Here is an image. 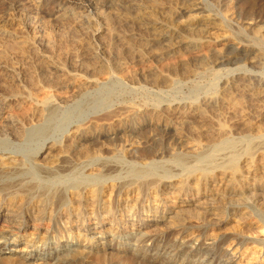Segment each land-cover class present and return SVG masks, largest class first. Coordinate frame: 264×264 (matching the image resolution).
Instances as JSON below:
<instances>
[{
	"label": "bare ground",
	"instance_id": "obj_1",
	"mask_svg": "<svg viewBox=\"0 0 264 264\" xmlns=\"http://www.w3.org/2000/svg\"><path fill=\"white\" fill-rule=\"evenodd\" d=\"M33 1L43 8L50 4ZM138 1L125 0L123 13L115 6L116 10L104 16L94 9L95 2L78 0L79 7L93 8L97 25L92 15L80 18L61 4L46 8L56 23L65 19L76 22L79 16L75 25L82 39L100 42L101 34L108 35L109 44L100 42L104 59L95 45V50L88 47V40L79 46L74 41L77 48L74 43L73 50L69 47L71 63L66 67L52 53L56 47L51 48L48 34V39L32 36L26 48L30 54L24 51L31 57L26 54L28 57L18 62L19 55L11 54L16 63L7 58L9 63H2L1 59L0 264L20 263L21 258L22 264H129L135 256L140 258L137 264H191V257L210 246L209 257L201 263L215 264L213 255L221 239L210 238L214 245L204 243L210 232L232 230L238 240L262 235L264 110L253 111V107L239 116L229 96L264 103V50L259 48L264 46L263 2L240 1L242 13L248 15L244 30L253 33L257 45L232 47L242 53L245 64L222 75L215 71L221 58L219 47L223 49L231 37L217 16L204 12L197 0H176L182 20L179 16L174 21L171 8L150 11L154 7L148 6L149 0V10L137 5ZM211 1L228 15L235 0ZM7 6L19 8L14 0ZM167 9L172 16L165 14ZM108 19L119 22V27L115 26L122 31ZM10 27L0 23V37L14 42L20 32ZM130 39L138 45L131 47ZM9 44H4L6 52L17 48L11 49ZM110 44L120 45L122 51H129L126 53L135 49L136 61L173 59L177 68L184 69L192 63L191 76L209 74L217 81L212 92L193 100L191 96L178 99L170 93L184 79L157 74L154 69L123 78L122 64L110 59ZM20 45L23 51L26 45ZM83 48L91 64L83 62L79 54ZM31 60L33 65L28 64ZM233 64L236 62L228 63ZM2 76L10 81L4 82ZM26 79L30 81L25 83ZM136 85L152 95L150 103L136 107L123 101L124 90ZM206 121L209 129L204 128ZM197 124L201 125L196 129ZM143 132L149 137L161 133L159 145L153 143L152 153L139 151L128 159L138 145L135 139ZM44 222L49 224L45 229ZM236 224L237 230L233 228ZM41 233L44 239L40 245ZM136 234L140 236L134 247L146 250H137L130 260L129 243L119 239ZM28 235L34 238L28 240ZM224 264L237 263L229 259Z\"/></svg>",
	"mask_w": 264,
	"mask_h": 264
},
{
	"label": "rangeland",
	"instance_id": "obj_2",
	"mask_svg": "<svg viewBox=\"0 0 264 264\" xmlns=\"http://www.w3.org/2000/svg\"><path fill=\"white\" fill-rule=\"evenodd\" d=\"M13 2V0H0V23L1 24H3L4 23V25L6 26V28H9L10 26V29H13V31H17V33H19V36H20V38L19 39H17V40H14V42L16 43V45H15V43L14 42H12L13 40L12 39H9V38H6L5 39V37L2 39L1 37H0V54L2 53V55H0V63H1V59H2V63H4L5 61H3V60H6V62L5 63H16V61H18V62H20L22 59L21 58H26V57H28V56H30L31 57V55H29L30 53H29V51L26 49L27 48V46L31 43V41H30V39L32 40L33 38H36L35 36H37V38H39L40 37V39H41V37L43 38V39H48V37L51 35V38L52 39H49L50 41H51V48L54 50L55 48L54 47H56V49H57V51H58V49L60 50L59 52L61 53H59V52H56V49L54 50V51H52L51 50V48H50V50L52 51V53H56V56L59 58V60L61 61V62H63V64L64 65H66V67L68 66L69 67V65L67 64V63H71V62H69V56H68V52H70L71 50H70V48L72 47L73 48V43H74V41H75V43L76 44H78V46L82 43V44H85V42H87V40H88V47L90 48V49H93V50H95V48H97L95 51H97L98 52V55L99 56H102V55H100V51L102 50V47H101V45H100V42L102 43V44H109L110 43V41L108 42V40H109V36L108 35H105V34H101V37H100V42H97L96 40H94V39H92V38H90V37H88L87 39H86V37L84 36V38H85V40H84V38L82 39V33L78 30H76V25H75V23L76 22H78V20L81 18V17H83V16H87L86 14H88V16L90 17V18H92L93 19V24L95 25H97L98 24V22H97V20L94 18V16H93V13L92 12H94V10H93V8L92 9H90V8H86V7H83V6H80L79 7V3H81V2H78V0H77V2L78 3H76V0H41L42 2H49L50 4H48V6L47 7H52L53 6V4H56V5H60L61 4V7L63 8H67V9H71L70 11L72 12V13H74L75 15H79L80 14V18H79V16H78V20H76V22H73V20H68V19H65L64 20V22L63 21H61L60 23L59 22H55L54 20L53 21H51L52 20V17H50L49 15H48V10H47V12H46V8L47 7H44L43 8V6L42 7H40V6H38L33 0H14V2H17L18 4H19V8H17V9H11V8H9L8 6H7V3L8 2ZM93 3L95 2V4H94V9H98L97 11H99V12H102L101 14H103L104 16H106V14H108L107 16H109L110 14H109V11L110 12H112V10L111 9H113L114 10V8H115V10H116V8H117V12H119V10H120V12L119 13H123L122 12V8L126 5V3L124 4V2H125V0L124 1H122V0H91ZM110 1H113V2H110ZM138 1V0H137ZM142 1H144V0H139L137 3V5H139V6H143L142 8H145V9H147V10H149V7H147V4L148 3H150V4H148V6H150L151 5V7H154V8H150V11H154V10H156V11H160V9H163V8H171L172 10V13H173V11L175 12V13H173V14H171V11L169 10V13H167L168 12V9L166 10V15L168 16H175V17H173V19H174V21H178V19L177 18H179V16H180V18H181V15H180V12H178V10H177V5H178V2L176 1V0H166L167 2H168V6L166 5V3H164L165 2V0H145L144 2H142ZM147 1H148V3H147ZM173 1V2H172ZM174 1H175V3H176V5L174 4ZM198 1V3L200 4V6H201V9L204 11V12H207V13H210V14H213L214 16H217L222 22H223V24L225 25V26H227V28H228V34L230 35V37H231V41L229 42V44H227L226 46H224L223 47V49H222V47H219V50L221 51V53H220V60H218V64H217V66H216V68H215V71H218L219 73H221L222 75H224V74H227V73H229V71L231 70V69H235V68H237V67H239V66H242V65H244L245 63V61L243 62V56H242V53H240L239 51L236 53V52H234V48H239V45H237V44H240V45H242V46H244L245 48H248V46H256L257 45V42L255 41V38H254V35H252L253 33L252 32H250V31H246L245 32V30H244V28H245V25H246V22H247V19H248V15H246V14H243L242 13V11H241V6H242V2H240L241 0H235L234 2H233V5L231 6V10H230V13L228 14V15H224V14H222V12L219 10V8H217V5L216 4H213L214 2H212L211 0H197ZM259 1H261V2H263V4H264V0H259ZM34 2V3H33ZM102 2V3H101ZM106 2L109 4H106ZM116 2V4L114 5V6H111V3H112V5L114 4ZM118 2V3H117ZM119 2H120V4H119ZM143 3H144V5H143ZM145 3H146V7H145ZM161 3V4H160ZM153 4H154V6H153ZM62 5H64V6H62ZM69 5V6H68ZM75 5H77V6H75ZM119 5V6H118ZM158 5V7H156ZM215 5V6H214ZM109 6H111L110 8H109ZM115 6H117V7H115ZM121 6V7H120ZM174 6V7H173ZM68 7H70V8H68ZM42 8V9H41ZM155 8H157V9H155ZM159 8V9H158ZM84 9V10H83ZM12 10V11H11ZM177 10V11H176ZM88 12V13H85V12ZM85 13V14H84ZM171 14V15H170ZM91 15H92V17H91ZM178 15V16H177ZM75 17H77V16H74L73 18H75ZM179 18V21L180 20H182V18L180 19ZM76 19V18H75ZM75 19H74V21H75ZM223 19V20H222ZM251 19V18H250ZM68 20V21H67ZM108 20H110V19H108ZM112 20H115V19H111L110 21H111V24L112 23H114V24H112V26L113 27H115V28H118L119 27V25H118V23L119 22H117V21H112ZM32 21V22H31ZM110 21H108V23H109V25H111L110 24ZM54 22H55V24H54ZM71 22H73V23H71ZM117 22V23H116ZM42 23V24H41ZM44 23V24H43ZM62 23H64V24H62ZM67 23V24H66ZM58 24H60V26L58 25ZM73 24H74V27H73ZM77 24V23H76ZM117 24V26H115ZM48 25V26H47ZM20 26V27H19ZM26 26V27H25ZM29 28H28V27ZM45 28H44V27ZM62 26V27H61ZM73 27V28H72ZM17 28V29H16ZM32 28V29H31ZM27 29V30H26ZM30 29V30H29ZM70 29H71V32L73 33H70ZM118 29H121L120 31H122V28H118ZM18 30H19V32H18ZM29 30V31H28ZM65 30V31H64ZM74 30H76V32L74 31ZM28 31V32H27ZM123 31H125L124 29H123ZM53 32V33H52ZM78 32V33H77ZM250 32V33H249ZM21 33H24V34H21ZM65 33V34H64ZM75 33V34H74ZM81 35H80V34ZM21 34V35H20ZM46 34H48V37H46ZM251 34V35H250ZM24 35V36H23ZM58 35V36H57ZM61 35H62V37H61ZM74 35V36H73ZM76 35V36H75ZM105 35V36H104ZM234 37H233V36ZM32 36H33V38H32ZM56 36V37H55ZM81 36V37H80ZM62 38V41H61V38ZM77 37H80L79 38V41H78V38ZM236 37V38H235ZM28 38V39H27ZM50 38V37H49ZM60 38V39H59ZM77 38V39H76ZM102 38V39H101ZM135 38H137V37H135ZM247 38V39H246ZM7 39H9V40H12V41H9V40H7ZM22 39V40H21ZM25 41H24V40ZM54 39V40H53ZM58 39V40H57ZM64 39V40H63ZM91 39V40H90ZM236 39V40H235ZM66 40V41H65ZM73 40V41H72ZM77 40V41H76ZM81 40V41H80ZM83 40V41H82ZM106 40H107V42H106ZM137 42H138V44H139V38H137V39H135ZM134 39L132 40V39H130V42H132L133 41V44L132 43H130V45H131V47L133 46V48L134 47H136L135 45H138L137 43H136V41H135ZM240 40V41H239ZM11 42V44H9V42ZM20 43H19V42ZM21 41H23L24 43H25V47L24 46H22L23 44L21 43ZM239 41V42H238ZM242 41V42H241ZM5 42V43H4ZM53 42V43H52ZM63 42V43H62ZM98 44H97V43ZM105 42V43H104ZM12 43H14V44H12ZM19 43V44H18ZM28 43V44H27ZM74 43V44H75ZM136 43V44H135ZM2 44V45H1ZM4 44L5 45H7V44H9V45H12L10 48L11 49H13V48H15V47H17L18 48V50H17V48H15V49H13L14 51L15 50H17V53L15 52H13V50H9V47H8V50L9 51H7L6 52V47L4 46ZM21 44V45H20ZM54 46H53V45ZM75 44V45H76ZM13 45H15V46H13ZM18 45H20V46H22V50L23 51H21V48L20 47H18ZM56 45V46H55ZM95 45V48L93 47ZM113 45H117L118 46V51H117V49H116V47L115 46H113ZM112 46H111V44L109 45V50H108V53L109 52H111L109 55H110V59H111V61L113 62V63H115L116 64V62L118 61L119 62V60H120V62L118 63L117 62V64L119 65V64H122V65H120L121 66V68H122V66H123V68L121 69L122 70V72H120V76H124L123 78H127V77H129V76H131V74L133 73V74H139L140 72H142V73H144V72H146V71H148L147 69H154L155 71H156V73L157 74H164V75H166V76H168V77H170V78H174V76L176 77V79H179V77H180V79L181 80H183L184 79V82L182 83V84H180V85H178L173 91H172V93H170V96H173V97H177L178 99H183L184 97L185 98H188V97H190L191 96V99L193 100V99H196V98H198V97H200L203 93H209V92H212L213 91V85H215V82L217 81L216 79H214V77H212V76H209V74H205V75H193V76H191V72L192 71H194V69H195V66L194 65H192V63L190 64H187V65H185L186 66V68L184 69V68H177V67H179L178 66V64L175 62V60H174V63H173V59H166V58H163V59H160V60H157V61H151V60H144V61H136V56H137V52H136V50L134 49V50H131L130 52L132 53H126V52H129V51H127V50H123L122 51V47L120 46V45H118V44H113ZM236 45H237V47H236ZM4 46V48H2ZM53 46V47H52ZM59 48H58V47ZM91 46H92V48H91ZM120 46V47H119ZM13 47V48H12ZM70 47V48H69ZM100 47H101V49H100ZM232 47H234V48H232ZM258 47V46H257ZM6 48V49H5ZM71 48V49H72ZM75 48H77V45L76 46H74V49ZM120 48V49H119ZM132 48V49H133ZM259 48H261V49H263L264 50V46L263 47H259ZM111 49H112V51H111ZM115 49V50H114ZM5 50V51H4ZM39 50H40V48H39ZM39 50H37V53H40V51ZM73 50V49H72ZM83 50V51H82ZM11 51V52H10ZM28 52V53H25V52ZM80 51H81V53H80ZM114 51H117V52H119L118 54L116 53V52H114ZM133 51V52H132ZM9 52H10V54H9ZM13 52V53H12ZM23 54H22V53ZM83 52H84V55H83ZM88 52V51H85L84 50V48L83 49H79V54H81L82 55V58H83V62H85V63H88V64H91L92 63V61H90L89 59H88V57L86 56L87 54L86 53ZM57 53H59V56H58V54ZM114 53V54H113ZM236 53V54H235ZM11 54H14V56L16 57L17 55H19V56H17V57H19V59H17V58H13L12 56L13 55H11ZM20 54H22V57H20ZM26 54L28 55V56H26ZM117 54V55H116ZM134 54V55H133ZM136 54V55H135ZM140 54L141 55H143V54H145V52H143V50L140 52ZM23 55H24V57H23ZM63 55V57L61 58V56ZM114 57H113V56ZM119 55V56H118ZM7 56V57H6ZM26 56V57H25ZM65 56V57H64ZM116 56V57H115ZM144 56V55H143ZM118 57V58H117ZM5 58H7L8 60H9V62H7V59H5ZM14 60H13V59ZM84 58H87V60L86 59H84ZM102 58H103V56H102ZM113 58V59H112ZM116 58V59H115ZM120 58V59H119ZM242 58V59H241ZM17 59V60H16ZM62 59V60H61ZM104 59V58H103ZM118 59V60H117ZM16 60V61H15ZM33 60V59H32ZM32 60H31V62H29L28 61V64L29 63H31L32 64ZM14 61V62H13ZM34 61V60H33ZM71 61V60H70ZM88 61V62H87ZM145 61H147V62H145ZM230 61H235L236 62V64H233L232 66L231 65H228V63L230 62ZM89 62H91V63H89ZM239 62V63H238ZM241 62V63H240ZM37 63V62H36ZM84 63V64H85ZM88 64H86V65H88ZM171 64L173 65L172 67H173V69L172 68H167L168 66H171ZM33 65V64H32ZM235 65V66H234ZM189 68H188V67ZM31 67V66H30ZM193 67V68H192ZM165 68H167V70H169V72L168 73H166V71H165V73H163L164 71L162 70V69H165ZM174 68H175V70H174ZM170 69H172V70H170ZM180 71H179V70ZM182 69V70H181ZM189 70V74L188 73H185V72H187V71H185V70ZM142 70V71H141ZM145 70V71H144ZM160 70V71H159ZM177 70H178V72H177ZM184 70V71H183ZM0 71H3L2 69H0ZM172 71V72H171ZM191 71V72H190ZM173 72H174V75L171 77V75L173 74ZM180 72V73H179ZM181 72H184L185 74H188L187 75V77L186 76H184L185 74L184 73H181ZM121 73H122V75H121ZM169 73H171V75L169 76ZM179 73V74H178ZM263 73H264V71H263ZM4 74V73H3ZM129 74V75H128ZM132 74V75H133ZM180 74H182L181 76H182V78H181V76H180ZM184 74V75H183ZM184 76V77H183ZM191 76V77H190ZM190 77V78H189ZM188 78V79H187ZM192 78V79H191ZM8 78L7 77H5V76H2V80L4 81V82H8V81H10V80H7ZM186 79V80H185ZM6 80V81H5ZM30 80H28V79H26V82L25 83H27V82H29ZM141 86H142V84H140ZM139 85H136L135 87H130V88H127L126 90H124V92L126 93V95H124V96H126V97H124L123 96V101H125V102H127L128 104L129 103H131V104H133L134 106H136V107H138V106H140V105H143V104H146L147 102L148 103H150V99L152 98V95L151 94H149L148 93V91H146V90H144V89H142V88H139L138 87ZM201 90V91H200ZM211 90V91H210ZM54 93L56 94L57 92L56 91H54ZM56 95H58V96H60V94L59 93H57ZM62 96L61 97H64V96H66V94L64 95V94H61ZM196 95V96H195ZM148 97V98H147ZM229 97H231V101L233 102V108H235L234 110L236 111V113L240 116L242 113L244 114H247V113H249V111H251V110H253V107H254V110L253 111H256L257 109L259 110L260 108H262L263 110H264V103H261V104H255L254 102H248L247 100H242L241 98L239 99L238 97H236V96H229ZM228 97V98H229ZM237 98V99H236ZM146 99V100H145ZM241 101H239V100ZM132 100V101H131ZM235 100V101H234ZM143 103V104H142ZM234 103H236V104H234ZM248 103V104H247ZM137 104V105H136ZM237 107H238V110H237ZM251 107V108H250ZM256 107V108H255ZM27 109V108H26ZM26 109L25 110H23V111H26ZM240 109H241V111H240ZM262 109H260L259 111H263ZM28 111V110H27ZM26 111V112H27ZM223 112V109H219V112ZM238 111V112H237ZM241 113H240V112ZM25 112V113H26ZM25 113H21V114H25ZM235 113V116L237 117V118H239V116H237V114ZM209 114V113H208ZM129 119H131V118H129ZM132 120H133V116H132ZM97 123V122H96ZM97 124H99V123H97ZM207 124H208V126H207ZM201 125V124H197L196 125V129H197V127L199 128V126ZM204 128H208L209 129V127H210V125H209V123H207V121L206 122H204ZM130 127V126H129ZM143 133H145V132H143ZM147 134V132L145 133V134H141L142 136L140 137L139 135L137 136V138L135 139L136 141H137V144L138 145H136L135 146V149H133V153L134 154H129V155H127V158L128 159H130L133 155H136V152H137V154L139 153V151H140V153L139 154H143L145 151V153H152L153 152V148H154V144L153 143H156L155 145H159V137L161 136V133H156V134H158L157 136H156V134H154V136H155V138H154V136H152L153 138H154V142H153V138L152 137H149V135H146ZM210 135V134H209ZM148 136V137H147ZM149 138H151L150 140H149ZM142 139V140H141ZM148 141H149V144H148ZM139 142V143H138ZM140 144V145H139ZM153 145V146H152ZM139 147V148H138ZM163 147V150L165 151V149L166 150H168V147L166 146H162ZM137 148V149H136ZM144 149V150H143ZM147 149V150H146ZM138 150V151H137ZM142 150H143V152H142ZM152 150V151H151ZM165 152H167V153H169L170 151H165ZM251 222L252 223H254V224H256L257 222H256V219L254 220H251ZM48 223L47 222H44V224H43V229H45V228H47L48 227ZM233 228L235 229V230H237L238 229V225L236 224V225H234L233 226ZM263 232H261V236H259L257 239H252V238H246V237H244V238H242V240H238L237 238L238 237H236V235L235 234H233V232H232V230H222L221 232H219L218 230H217V232L215 231H213L212 233L210 232V236H207L205 239H204V243H206V244H212V245H214V242H213V240H210V238L211 239H214L215 241H218L219 239H221V241H220V243H219V246H218V249H217V253H216V255H213V258L215 257V264H224L225 263V261L227 262L229 259L230 260H234V261H236V263L237 264H264V229L262 230ZM28 234H32V232H31V229H29L28 230V232H27ZM139 236H140V234L138 235V234H136L135 236H133V237H131V236H127V237H123V238H121V239H119L121 242L120 243H129V252H128V254H127V257L130 259H132V257L134 256V254L137 252V250L138 251H142V252H144L145 250H146V248H145V250H142L141 248H135L134 247V245L136 246L137 245V239L139 238ZM44 237V235H43V233H41V234H39L38 235V239L39 240H37L39 243H40V245L41 244H43V242H42V240L44 239L43 238ZM34 237L33 236H29L28 235V240H31V239H33ZM235 238V239H234ZM237 239V240H236ZM241 241V242H240ZM133 243V244H130V243ZM222 242V243H221ZM216 243V242H215ZM261 243H263V244H261ZM258 244V245H257ZM226 245H229L228 247L226 246ZM261 245H263V246H261ZM261 247H263V248H261ZM192 248V246L188 249V250H190ZM209 249H213V247H208ZM144 249V248H143ZM206 249V248H205ZM205 249H200L201 251V253L199 252V255L198 254H196L194 257H191V259H192V263L191 264H194V260H196V261H198L199 259V261H198V263L200 264L201 262H203L204 260V258L206 257V258H208L209 256L207 255V253H208V250L209 249H207V250H205ZM248 249V250H247ZM140 251V252H141ZM210 253V252H209ZM185 256L187 255V254H184ZM208 256V257H207ZM217 256V257H216ZM222 257H223V259H222ZM190 258V257H189ZM130 259V260H131ZM224 259H226L225 261H223ZM228 259V260H227ZM19 261H20V263H18V261H16V262H12L11 264H22V260H23V258H21V259H18ZM223 261V262H222ZM132 262V263H131ZM137 262H140V258L138 257V256H135V258H134V261H130V263L129 264H137ZM67 264V263H66ZM201 264H210L209 262H207V263H201Z\"/></svg>",
	"mask_w": 264,
	"mask_h": 264
}]
</instances>
